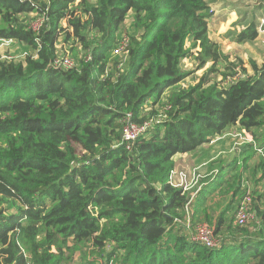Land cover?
Listing matches in <instances>:
<instances>
[{"label":"trees","instance_id":"trees-1","mask_svg":"<svg viewBox=\"0 0 264 264\" xmlns=\"http://www.w3.org/2000/svg\"><path fill=\"white\" fill-rule=\"evenodd\" d=\"M257 9L264 20V6ZM255 14L238 42L264 30ZM210 17L207 0H0V39L31 50L0 61V264H73L75 253L76 264H264V196L242 227L233 204L255 143L212 160L218 169L191 203L169 184L174 156L231 127L264 150V62L227 82L235 65L211 40ZM123 34L127 56L114 57ZM60 42L72 68L52 66L65 54ZM192 56L224 71L212 65L180 86ZM127 121L148 126L125 141ZM253 168L257 186L264 160ZM219 192L231 199L210 212L207 202ZM188 206L192 221L213 228L218 246L192 242L176 222Z\"/></svg>","mask_w":264,"mask_h":264},{"label":"rangeland","instance_id":"rangeland-1","mask_svg":"<svg viewBox=\"0 0 264 264\" xmlns=\"http://www.w3.org/2000/svg\"><path fill=\"white\" fill-rule=\"evenodd\" d=\"M45 1V0H42ZM209 4V9L211 10V17L209 23V36L211 40L222 48V55L228 56L229 60L235 65V68L229 71V74L233 77L238 75H243L242 68L246 69V73H251L250 63L253 62L257 67H260L264 62V43L262 40L264 39V35L258 36L254 41H237L238 33L247 27L251 19L254 17L255 11V20L259 23V26L262 21V17L259 15L258 6H264V0H207ZM34 14L29 15L28 25L29 23L36 18ZM33 18V19H32ZM32 19V20H31ZM264 21V20H263ZM124 35V34H123ZM5 43L0 42V55H11L13 57H20L21 55L30 54L31 50L16 41H13L9 47H5ZM64 48V53L59 56H70L68 52V46H65L64 43L60 42L58 45V49ZM73 60V59H72ZM215 65L217 69L224 71L225 64L214 63L212 60L206 61L201 66H198V61L194 60V56L191 58H187L183 61L182 68L183 71L188 73L189 76L181 82L179 85L183 87H187L188 85L194 84L199 77L205 74L208 69ZM227 73V71H225ZM245 75V74H244ZM216 78L218 81L223 79L222 76L214 74L212 76ZM162 107V106H161ZM219 141L223 143L224 150L219 154L218 157H223V161L226 159L232 158L234 154L237 153V148H241L246 144H253V149L256 151V157L253 160L248 162L250 169L242 175L240 180V192L237 198L234 199L233 204H238L242 198V195L247 191H250L253 199H257V195L264 196V176L261 178V181L257 186L254 184V179H258L261 177L260 171L255 173V169L253 166L257 163L259 159L264 160V150H262V155L257 152L256 148H258V144L254 141L253 137L249 133H245L243 129L240 127H231L227 130V132L219 138ZM210 144L203 145L202 147L209 146ZM191 154V153H188ZM217 157V158H218ZM215 160V159H214ZM179 164V163H178ZM175 166V170H195L198 175L201 176L199 183L194 184L189 190V195H195L198 190L203 185V174L200 173L202 171L201 166H185L178 165ZM210 163L203 167V169L211 170L212 168L217 167L213 165L210 168ZM238 166L240 167V161L238 162ZM246 168V167H245ZM218 167L214 170L217 171ZM200 171V172H199ZM255 173V177L254 176ZM229 179V177H227ZM228 188L221 190L227 191ZM256 191V192H255ZM255 192V193H254ZM231 192H227V194L216 193L214 197H211L207 202L208 208L210 212L219 211L224 207V205L230 201ZM264 207V199L263 204ZM253 211V210H252ZM80 260V255L74 254L73 264L78 263Z\"/></svg>","mask_w":264,"mask_h":264},{"label":"built area","instance_id":"built-area-1","mask_svg":"<svg viewBox=\"0 0 264 264\" xmlns=\"http://www.w3.org/2000/svg\"><path fill=\"white\" fill-rule=\"evenodd\" d=\"M44 22V18L40 17L34 20L30 28L34 32H38L40 27L42 26ZM263 24V20L261 21V24ZM260 32H264V30H259ZM0 42L5 43V47H9V45L13 42L12 39H0ZM264 43V39L262 40ZM128 44H129V38L124 35L122 38L119 40L117 45L114 47L112 56H121L123 55L124 58H126L127 53H128ZM26 55H21L20 57H13L11 55H0V61H12V60H19L23 59ZM52 66L55 68H64V69H69L74 66L73 60L69 58L68 56H60L56 57L53 60ZM121 64L119 65V67ZM242 79L244 78V75H238L233 78H228L226 81L231 82L235 79ZM130 115H127V118H129ZM148 126V123H144L143 125H136L132 122L127 121L124 125L123 128V138L125 141H134L142 132L146 130ZM257 151L262 155V150L257 149ZM201 176L196 173V171L193 170H175V168L170 172L169 175V184L170 186L180 189L183 193H190L191 187L196 184L197 182L199 183ZM192 196H190V203L192 200ZM252 195L250 191H247L246 193L243 194L239 205L236 209L235 213V223L238 226H245L248 223L253 222L254 220V213L251 209L252 206ZM189 203V205H190ZM176 222L183 228V230L187 233L189 239L194 242L198 243L204 247L207 248H214L218 246L219 244V238L214 235L213 233V228L205 223V222H195L192 221L191 219V210L190 207L188 206L186 208V212L183 218L177 219Z\"/></svg>","mask_w":264,"mask_h":264},{"label":"crops","instance_id":"crops-1","mask_svg":"<svg viewBox=\"0 0 264 264\" xmlns=\"http://www.w3.org/2000/svg\"><path fill=\"white\" fill-rule=\"evenodd\" d=\"M260 35H264V32H260ZM238 127V126H235ZM223 148V143L219 141V139H217L216 141H214L213 143H211L209 146L206 147H201L199 148L196 152L191 153V154H178L176 156H174L173 160L175 162V166L178 165H185V166H201L202 164H205L204 166H202V170H204L202 173L203 176V185L207 184V176L209 174H214L216 173V170H207V169H203V167L207 166L212 160L216 159L220 153H222L224 150H222ZM240 151V148H237V152ZM217 168V167H215ZM214 168V169H215ZM201 187V188H202ZM201 188L198 190V192L201 190ZM198 192L192 196V199L194 200L196 195L198 194ZM193 207V206H192ZM192 207H191V211H192ZM195 222H203L202 220L199 221H195Z\"/></svg>","mask_w":264,"mask_h":264}]
</instances>
